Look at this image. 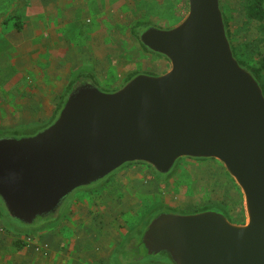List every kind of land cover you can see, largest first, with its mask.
<instances>
[{"label":"water","instance_id":"obj_1","mask_svg":"<svg viewBox=\"0 0 264 264\" xmlns=\"http://www.w3.org/2000/svg\"><path fill=\"white\" fill-rule=\"evenodd\" d=\"M186 3L177 25L135 34L168 63L164 73L134 74L112 92L81 79L49 126L0 137V209L9 218L61 220L71 194L130 164L167 180L181 159L214 160L242 195L245 223L223 211L163 210L127 258L264 264V92L234 56L220 0Z\"/></svg>","mask_w":264,"mask_h":264},{"label":"rangeland","instance_id":"obj_2","mask_svg":"<svg viewBox=\"0 0 264 264\" xmlns=\"http://www.w3.org/2000/svg\"><path fill=\"white\" fill-rule=\"evenodd\" d=\"M35 1L0 0V137L24 138L49 126L72 85L81 79L112 92L134 74L164 73L168 63L141 47L135 34L146 27L169 29L187 13L186 0ZM33 3L39 10L30 12L28 5ZM220 4L237 60L259 69L264 83V23L246 19L245 0ZM34 28L44 38L50 32L54 36L41 44L40 38L32 37ZM9 36L21 42L20 48L8 41ZM171 173L158 181L148 167L130 164L69 196L61 220L76 202L90 203L92 192L106 190L114 197L104 207L113 212L104 221L112 232L103 245L106 259L98 261L93 252L90 264H150V258L133 263L126 255L118 256L125 254L124 243L144 215L162 207L178 213L214 207L231 223H245L242 195L218 162L181 159ZM45 222L23 226L0 210L3 228L23 236L40 232Z\"/></svg>","mask_w":264,"mask_h":264},{"label":"crops","instance_id":"obj_3","mask_svg":"<svg viewBox=\"0 0 264 264\" xmlns=\"http://www.w3.org/2000/svg\"><path fill=\"white\" fill-rule=\"evenodd\" d=\"M36 4L28 5V10H39ZM37 15H40L39 11ZM48 35L44 38L41 30L35 31V28L32 33L33 38L41 39V44L54 36L52 32ZM10 37L8 41L20 48L21 42ZM97 193H90V203L76 202L59 223L49 221L48 228H41L40 232L32 235L23 236L16 231H6L0 223V264H90L94 262L90 258L93 252L97 253L98 261L106 259L103 245L110 239L112 232L104 221H108L113 212L104 210L107 209L108 200L114 197L106 190ZM29 237L31 242L26 244L25 239Z\"/></svg>","mask_w":264,"mask_h":264},{"label":"trees","instance_id":"obj_4","mask_svg":"<svg viewBox=\"0 0 264 264\" xmlns=\"http://www.w3.org/2000/svg\"><path fill=\"white\" fill-rule=\"evenodd\" d=\"M245 17L248 21H253V22H256L258 24H263L264 23V0H245ZM224 19H225V17H224ZM225 25L227 28L226 19H225ZM262 30L264 31V27H262ZM227 32H228V30H227ZM136 38L138 40V37H136ZM228 38L230 40L229 32H228ZM233 53H234V56L236 57L234 50H233ZM238 62L241 65L247 67L246 65H244L240 61H238ZM247 68L254 74L256 80L260 83V86L262 87L263 92H264V83H263V80L261 79V76H260V70L259 69L256 70V69L249 68V67H247ZM198 161H203V160H198ZM138 165H140V164H138ZM208 209H214V207L208 208Z\"/></svg>","mask_w":264,"mask_h":264},{"label":"flooded vegetation","instance_id":"obj_5","mask_svg":"<svg viewBox=\"0 0 264 264\" xmlns=\"http://www.w3.org/2000/svg\"><path fill=\"white\" fill-rule=\"evenodd\" d=\"M143 30V29H142ZM141 30V31H142ZM155 178L158 180V181H161V180H164L165 178H166V176H158V175H156L155 176ZM168 208H164V207H162V208H160V209H156V210H151L150 212H148V213H146L145 215H144V217L141 219L142 221H140V224H138L130 233H129V235H128V237H127V240H126V242L124 243L125 245H126V250H125V254H120V256H118L119 258L121 257V256H123L124 257V255H126V257H127V254H130V252H131V249H132V247H134L135 246V244L137 243V242H139V240H140V238H141V236H142V233H143V231H144V228H145V226H146V224H147V222L149 221V220H151L153 217H155L158 213H160L161 211H163V210H167ZM168 210H172V209H168ZM206 210V209H205ZM209 210H215V211H223V210H220V209H218V208H214V209H209ZM173 211V210H172ZM175 211H177V210H175ZM198 212V211H197ZM48 222V221H47ZM47 222H45V223H42L41 224V228H43V226H46L47 225ZM142 226V227H141ZM36 227H40V225L39 226H36ZM127 260H129L128 258H127ZM145 260V259H144ZM130 262H133V263H137V262H135V261H133V260H129ZM138 262H140V261H138Z\"/></svg>","mask_w":264,"mask_h":264},{"label":"built area","instance_id":"obj_6","mask_svg":"<svg viewBox=\"0 0 264 264\" xmlns=\"http://www.w3.org/2000/svg\"><path fill=\"white\" fill-rule=\"evenodd\" d=\"M25 243H26V244H30V239H27V240L25 241Z\"/></svg>","mask_w":264,"mask_h":264}]
</instances>
